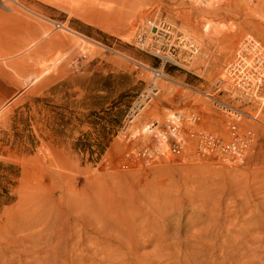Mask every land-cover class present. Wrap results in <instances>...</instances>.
Wrapping results in <instances>:
<instances>
[{
    "label": "rangeland",
    "instance_id": "rangeland-1",
    "mask_svg": "<svg viewBox=\"0 0 264 264\" xmlns=\"http://www.w3.org/2000/svg\"><path fill=\"white\" fill-rule=\"evenodd\" d=\"M248 36L264 0H0V264H264V103L221 80ZM189 111L245 159L123 164Z\"/></svg>",
    "mask_w": 264,
    "mask_h": 264
},
{
    "label": "built area",
    "instance_id": "built-area-1",
    "mask_svg": "<svg viewBox=\"0 0 264 264\" xmlns=\"http://www.w3.org/2000/svg\"><path fill=\"white\" fill-rule=\"evenodd\" d=\"M190 46L195 49L194 45ZM169 51L160 56L174 61ZM221 80L240 101L261 106L264 103V43L254 37L243 38L226 64ZM241 116L236 113L234 118L237 121ZM200 122L201 117L196 111L176 112L163 121L151 118L144 126L142 143L126 150L121 161L124 165H149L161 158L186 153L226 164H238L245 159L251 150V132L232 127L225 137L203 128Z\"/></svg>",
    "mask_w": 264,
    "mask_h": 264
},
{
    "label": "bare ground",
    "instance_id": "bare-ground-1",
    "mask_svg": "<svg viewBox=\"0 0 264 264\" xmlns=\"http://www.w3.org/2000/svg\"><path fill=\"white\" fill-rule=\"evenodd\" d=\"M157 28L159 27L161 30H163L164 31V33H172L173 34V25H171L169 22H166V21H161V22H159L158 24H156L155 25ZM176 30V29H175ZM182 35L179 37L180 38V40H182L180 43H182L184 40H187L189 43L190 42H192V40H190V39H188V36H186V34H185V32L184 31H182ZM169 36V35H168ZM170 36H171V34H170ZM174 37V36H173ZM172 38V37H171ZM170 38V39H171ZM176 38V37H175ZM174 38V39H175ZM141 40H142V38H141ZM143 40H145V39H143ZM159 41L162 43V46H163V48L161 49V50H163V49H166L168 46L166 45L167 44V42H166V40H165V38H164V36H163V38H161V39H159ZM172 42H173V40H172ZM170 43V42H169ZM172 44H174V43H172ZM169 45V44H168ZM192 45H194V44H192ZM167 46V47H166ZM195 51V50H194ZM17 97V96H16ZM14 99V98H13ZM12 99V100H13ZM146 104V102L144 103V102H142V105L144 106ZM141 105V106H142ZM136 108V107H135ZM142 108L143 107H138L136 110H135V112L131 115V119H134V118H136V116H137V114L142 110ZM226 110H228L230 113H233V111H238L237 109L236 110H234V108L232 109V108H226ZM231 110V111H230ZM239 112H241V111H239ZM234 115H236L235 113H233Z\"/></svg>",
    "mask_w": 264,
    "mask_h": 264
}]
</instances>
